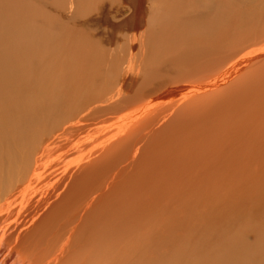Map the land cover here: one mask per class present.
I'll use <instances>...</instances> for the list:
<instances>
[{"label":"bare ground","instance_id":"6f19581e","mask_svg":"<svg viewBox=\"0 0 264 264\" xmlns=\"http://www.w3.org/2000/svg\"><path fill=\"white\" fill-rule=\"evenodd\" d=\"M231 7L0 0V264H264V42Z\"/></svg>","mask_w":264,"mask_h":264},{"label":"rangeland","instance_id":"374dc122","mask_svg":"<svg viewBox=\"0 0 264 264\" xmlns=\"http://www.w3.org/2000/svg\"><path fill=\"white\" fill-rule=\"evenodd\" d=\"M254 1H256V2H254ZM259 1H260V3H259ZM261 2H262V4H261ZM263 2L264 1H262V0H229V3L232 4L231 8L233 9V12H235V11L236 12H238V11L244 12V11L251 10V9H254V10H256V12H258V13L254 12L255 14L253 17H251L252 19L250 20V23L245 24V25L243 24L244 27L242 26L240 28L241 31H244L243 34H244L246 40L244 38H242V39L245 41V43H246V41L252 42V40L254 39L251 46L260 45L264 42V34H263L264 33V18H263L264 15H259L262 12V9L264 10V8H262V7H264ZM256 4H257V6H255ZM259 7H261V8L258 9ZM212 11H215V10H212ZM247 33H249V34H247ZM262 34H263V36H262ZM248 36H250V37H248ZM256 39H259V40H256ZM254 41H256V43ZM233 43H241V41L236 40ZM187 245L189 247H193V243L187 244Z\"/></svg>","mask_w":264,"mask_h":264}]
</instances>
